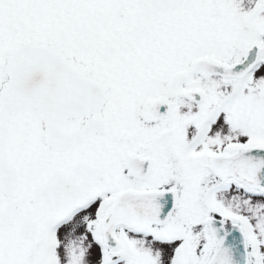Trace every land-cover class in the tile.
<instances>
[{"label": "snow or ice", "instance_id": "obj_1", "mask_svg": "<svg viewBox=\"0 0 264 264\" xmlns=\"http://www.w3.org/2000/svg\"><path fill=\"white\" fill-rule=\"evenodd\" d=\"M0 264H264V0H0Z\"/></svg>", "mask_w": 264, "mask_h": 264}]
</instances>
